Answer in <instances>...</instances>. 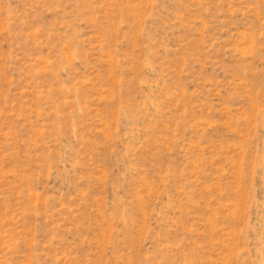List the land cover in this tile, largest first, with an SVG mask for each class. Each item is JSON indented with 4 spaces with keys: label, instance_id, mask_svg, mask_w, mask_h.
<instances>
[{
    "label": "rangeland",
    "instance_id": "obj_1",
    "mask_svg": "<svg viewBox=\"0 0 264 264\" xmlns=\"http://www.w3.org/2000/svg\"><path fill=\"white\" fill-rule=\"evenodd\" d=\"M0 264H264V0H0Z\"/></svg>",
    "mask_w": 264,
    "mask_h": 264
}]
</instances>
